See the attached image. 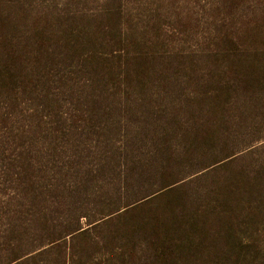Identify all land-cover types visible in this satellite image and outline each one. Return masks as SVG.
<instances>
[{"label":"rangeland","instance_id":"1","mask_svg":"<svg viewBox=\"0 0 264 264\" xmlns=\"http://www.w3.org/2000/svg\"><path fill=\"white\" fill-rule=\"evenodd\" d=\"M123 60L127 80H105ZM238 63L264 66V0H0V264H264V124L141 195L111 182L121 147L216 115ZM94 178L84 232L40 248L45 207L63 230Z\"/></svg>","mask_w":264,"mask_h":264},{"label":"trees","instance_id":"2","mask_svg":"<svg viewBox=\"0 0 264 264\" xmlns=\"http://www.w3.org/2000/svg\"><path fill=\"white\" fill-rule=\"evenodd\" d=\"M230 53L231 56L236 57V52L230 51ZM105 54L111 58L114 57L112 52ZM256 54L260 53H254L253 56H259ZM141 55L139 58L142 59L151 57L149 54ZM228 56L226 55V57ZM127 61L118 62V69L109 62H105V66L103 63V70L107 75L105 80H127ZM140 66H143V64H140ZM146 70V67L143 66L140 71L136 72L137 76L143 75V72ZM237 71L238 75H236L235 81L231 84L221 78L211 88L212 94L208 98L216 97L220 100L207 113L218 111L216 115L214 112L211 117H206L201 111L202 114L195 118V114L191 113L192 117L190 121L182 120L180 117L177 118V116L173 115L167 123L170 130H161L155 134L145 133L149 137L141 140L139 145L128 147V149L120 148L118 158L122 160L117 161V165L115 164L111 168L114 176L111 182H114L112 186L115 191L114 193L118 194V199L122 198L121 196L127 199L134 195H141L147 188L153 186L157 179L162 180L160 184H167V181L175 177L182 168L186 170L192 164L197 163L203 165L212 160L217 155V152L223 148L238 146V139L244 133L236 132L235 136L231 138L230 132L234 131V129H244L249 135L248 129L258 125L263 126L264 66L257 63L253 65L251 63H238ZM131 78H136V76L130 77L129 80ZM194 120L201 121V126L192 129L195 126L193 124L198 122H194ZM179 148H183V151H179ZM99 177L98 175L96 178ZM96 178L79 185L77 192L73 190L77 198L76 207L82 203V209L79 208L81 211L70 216V220L67 221L69 223L63 230L55 231L50 228V231H48V226H53L54 224L50 218L52 215L50 207H45L44 214L46 218L43 223V232L48 233H43L46 239L40 243V248L47 245L51 247L64 240L65 236L69 235L72 237L75 234H82L84 232V230L79 231L81 228L80 221L87 216L83 210H90L88 207L94 204L95 198L90 199L87 190L95 186ZM84 179L86 180L87 176ZM170 186L168 184L162 187L165 190L155 197L167 198L170 193L174 192V187ZM44 224L47 226H44ZM19 229L18 227L12 228L10 234H14L16 231V234H21L18 231ZM153 229L157 228L153 227ZM49 232L53 234V237ZM146 238L147 240L155 239L154 236L149 234ZM20 241L21 238L15 237L12 243L14 252L23 247V243ZM25 256L26 253L19 252L7 264H23L28 259L24 258Z\"/></svg>","mask_w":264,"mask_h":264}]
</instances>
